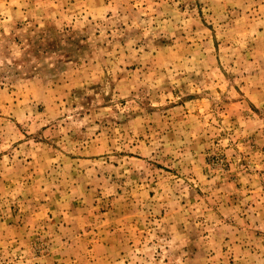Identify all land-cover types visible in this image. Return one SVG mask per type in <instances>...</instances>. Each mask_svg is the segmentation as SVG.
<instances>
[{"label":"rangeland","instance_id":"rangeland-1","mask_svg":"<svg viewBox=\"0 0 264 264\" xmlns=\"http://www.w3.org/2000/svg\"><path fill=\"white\" fill-rule=\"evenodd\" d=\"M0 264H264V0H0Z\"/></svg>","mask_w":264,"mask_h":264}]
</instances>
